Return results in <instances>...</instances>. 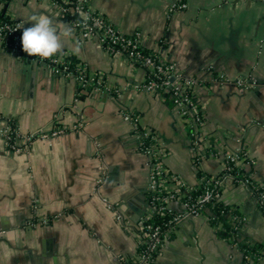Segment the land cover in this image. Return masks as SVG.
Returning a JSON list of instances; mask_svg holds the SVG:
<instances>
[{"label":"crops","instance_id":"1","mask_svg":"<svg viewBox=\"0 0 264 264\" xmlns=\"http://www.w3.org/2000/svg\"><path fill=\"white\" fill-rule=\"evenodd\" d=\"M82 1L122 34L139 35L146 52L160 53L200 82L198 142L212 148L193 150L170 96L143 90L142 68L74 31L60 0H10L3 10L24 29L33 14L51 17L58 33L70 27L62 53L103 75L105 88L82 89L71 74L0 45V120L21 137L47 135L19 153L0 136V264H124L134 256L148 160L123 119L126 111L139 116L166 150V167L188 185H197L201 170L217 175L225 154L242 151L254 162L244 171L264 187V1L189 0L172 14L176 0ZM219 203L244 219L240 237L262 250L255 264H264V216L247 191L228 187ZM170 208L180 210L176 203ZM217 227L202 216L185 219L155 264H246L233 238Z\"/></svg>","mask_w":264,"mask_h":264},{"label":"built area","instance_id":"2","mask_svg":"<svg viewBox=\"0 0 264 264\" xmlns=\"http://www.w3.org/2000/svg\"><path fill=\"white\" fill-rule=\"evenodd\" d=\"M9 1L0 0V45L4 49L17 53L28 61L45 64L56 74H71L82 89L96 92L104 90L103 75L89 72L80 63H76L70 70L69 56L66 54H58L50 59L28 56L22 50L21 36L24 30L22 23L3 10L4 5ZM188 1L176 0V4L168 9V13L184 10ZM60 4L62 13L71 22L72 29L81 37H97L106 49L124 55L132 65L145 71L143 90L154 95L170 96L174 109L188 129V140L193 150L199 145H202L206 151L212 148L205 142L202 144L198 142V131L204 124V116L203 108L195 99V90L200 86L197 79L184 76L160 53L146 52L141 46L139 35L122 34L103 16L85 6L82 0H60ZM79 14L82 15L81 19L75 18ZM238 82L246 86L244 81ZM123 119L132 127L138 151L148 160L146 207L134 227L138 232L137 250L124 264H155L166 241L171 238L176 228L190 217L202 216L218 226L220 233H225L227 230L224 223L218 220L220 216L226 215L224 211H220L218 217L211 212L210 215H206L205 211H211L216 206L228 187L235 185L244 187L260 214L264 216V187L253 174L244 171V166L251 167L254 162L245 157L242 151L225 154L222 159V170L217 175H210L201 170L197 185L190 186L166 167L163 162L166 150L152 133L141 127L139 116L134 112L126 111L123 113ZM61 131H54L50 135L54 136ZM0 136L7 147L18 153L25 151L27 142L34 138L47 137L43 133L21 137L4 120H0ZM20 142L23 143V147ZM172 203H176L180 210L171 209ZM233 219L236 220L237 227L229 234L239 247L235 233H242L245 223L240 216H233ZM255 248L256 246L249 242L247 248L241 250L246 264H255L261 259L262 250Z\"/></svg>","mask_w":264,"mask_h":264},{"label":"clouds","instance_id":"3","mask_svg":"<svg viewBox=\"0 0 264 264\" xmlns=\"http://www.w3.org/2000/svg\"><path fill=\"white\" fill-rule=\"evenodd\" d=\"M31 27L25 28L21 36L22 50L30 57L50 59L63 52L61 37L68 38L72 35V29L65 26L62 33L54 27L51 17L44 14L29 16ZM74 54L79 52V45L74 49Z\"/></svg>","mask_w":264,"mask_h":264},{"label":"trees","instance_id":"4","mask_svg":"<svg viewBox=\"0 0 264 264\" xmlns=\"http://www.w3.org/2000/svg\"><path fill=\"white\" fill-rule=\"evenodd\" d=\"M68 62L70 64V70H72L74 65L77 63L70 56L68 57ZM220 211H224V213L226 214L224 216H220L219 219H218V220H220L221 222L224 223V227L227 230L223 234H224V236H230L229 232L230 231L232 232L234 230V228L237 227L236 220L233 219V216H238L239 217V215L234 209L226 208V207L222 206L219 202L216 204V206L211 211L209 210V212H211L215 217L219 216ZM227 214H229V215H227ZM235 234H236V238L235 239H236V242L239 245V248L241 250L246 249L249 242L247 240L243 239L242 237H240V235H241L240 233H235ZM257 248L259 249V247L256 246L255 249H257Z\"/></svg>","mask_w":264,"mask_h":264},{"label":"water","instance_id":"5","mask_svg":"<svg viewBox=\"0 0 264 264\" xmlns=\"http://www.w3.org/2000/svg\"><path fill=\"white\" fill-rule=\"evenodd\" d=\"M250 1H252V0H250Z\"/></svg>","mask_w":264,"mask_h":264}]
</instances>
